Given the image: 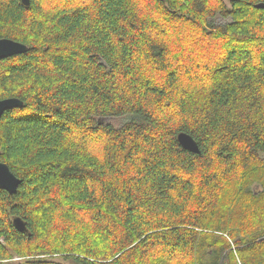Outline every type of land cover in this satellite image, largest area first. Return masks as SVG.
I'll return each mask as SVG.
<instances>
[{"label":"trees","instance_id":"trees-1","mask_svg":"<svg viewBox=\"0 0 264 264\" xmlns=\"http://www.w3.org/2000/svg\"><path fill=\"white\" fill-rule=\"evenodd\" d=\"M258 2L0 0V264H264Z\"/></svg>","mask_w":264,"mask_h":264},{"label":"water","instance_id":"water-1","mask_svg":"<svg viewBox=\"0 0 264 264\" xmlns=\"http://www.w3.org/2000/svg\"><path fill=\"white\" fill-rule=\"evenodd\" d=\"M22 2L26 6L30 4V0H22ZM256 6L264 8V2H258ZM27 50L28 46L20 41L11 38L0 37V59ZM23 104V100L15 97L0 99V116L5 110L13 107L23 106ZM178 141L184 148L192 152H201L198 142L191 134L187 132H180L178 134ZM19 183L20 179L11 171L9 165L6 162L0 160V187L6 189L10 193H14L18 189ZM13 222L19 230L29 231L27 223L21 217L16 216Z\"/></svg>","mask_w":264,"mask_h":264},{"label":"rangeland","instance_id":"rangeland-1","mask_svg":"<svg viewBox=\"0 0 264 264\" xmlns=\"http://www.w3.org/2000/svg\"><path fill=\"white\" fill-rule=\"evenodd\" d=\"M226 20L223 19L222 17H217L215 19V23L219 24V23H224ZM108 122L114 124L115 126H120L125 120V116H120V117H112V118H107L106 119ZM16 260H19L18 257L15 258Z\"/></svg>","mask_w":264,"mask_h":264}]
</instances>
